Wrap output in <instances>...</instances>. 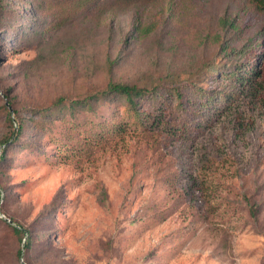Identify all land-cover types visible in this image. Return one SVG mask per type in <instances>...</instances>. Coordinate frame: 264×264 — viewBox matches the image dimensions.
I'll list each match as a JSON object with an SVG mask.
<instances>
[{
	"label": "rangeland",
	"instance_id": "obj_1",
	"mask_svg": "<svg viewBox=\"0 0 264 264\" xmlns=\"http://www.w3.org/2000/svg\"><path fill=\"white\" fill-rule=\"evenodd\" d=\"M78 2L81 8L42 35V42H50L67 30L80 41L77 76L110 63L113 78L130 80L174 67L194 72L217 55L212 39L226 19L245 26L242 43L264 32V9L251 0H69ZM84 13L90 25L81 22ZM51 19L46 21L56 22ZM153 22V33H138L137 24ZM157 28L170 33L165 42L172 45L171 68L163 51L154 54ZM259 42L263 46L264 36ZM5 47L0 40V105L5 89L18 106L47 105L70 90L57 52ZM219 57L212 59L216 66L226 62ZM254 65L252 59L243 67ZM263 66L264 58L255 68L264 81ZM220 71L224 75L209 72L200 81L209 93L228 90L229 69ZM199 95L182 101L186 111L174 110L171 95L146 100L140 124L123 106L113 117L119 101L95 111H56L36 145L3 169L11 192L5 203L0 199V216L29 223L54 196L59 199L52 246L35 257L47 264H264V95L254 104L232 94ZM3 117L0 112V129ZM245 192L260 201L257 219L248 215ZM16 245L0 225V264L16 263ZM19 262L25 264L22 256Z\"/></svg>",
	"mask_w": 264,
	"mask_h": 264
},
{
	"label": "trees",
	"instance_id": "obj_2",
	"mask_svg": "<svg viewBox=\"0 0 264 264\" xmlns=\"http://www.w3.org/2000/svg\"><path fill=\"white\" fill-rule=\"evenodd\" d=\"M251 1L254 3V7L264 9V0ZM72 6L69 0H0V40H6L8 44L5 51L9 48L16 51L19 44H27L33 45L39 50L48 48L52 54L57 52L56 55L60 54L62 59L59 60L65 67L63 69L56 68L61 70L70 83L68 92L53 97L47 105H30L24 101L25 105L18 106L15 96L10 95L11 91L9 92V89L2 90L3 100H5L0 105V112L4 116L0 129L2 131L0 132V199L2 204L8 200L11 192L1 179L3 169L14 164L22 149L36 145V140H40L46 130L43 129L45 122L52 121V114L62 108L70 112L80 109L95 111L97 107L119 101L120 108L113 110V117H117L121 106H123V110L133 117V123L140 124L144 101H156L157 98L164 95L173 96L174 110L181 111L187 110L186 107H183L182 101L190 102L193 93H198L199 96L206 95L208 99H219L228 94H232V98L243 96L252 104L256 102V96L264 95V81L259 78L260 73H257L255 68L256 62L264 58V43L262 46L259 42V39L264 36V32L259 35L255 33L254 37L247 38L246 42L242 43V32L245 26L239 28V25L229 18L226 19L227 24L219 26L220 32L215 31L216 37L212 39L213 45H216L218 56L211 58L207 55V59L211 58L212 62L206 63V59L202 60L201 64L194 66L198 68L194 72L186 67H183L186 70L179 67L171 68L172 45L165 42L170 33L169 31L158 33L157 28L158 51L154 54L159 56L163 51L164 63L174 71H168V69L158 73L149 71V74L143 79L135 77L130 80L128 77L121 78L119 76L113 78L114 66L110 63L101 64L100 68L86 71L83 76H77V67H75L77 63L74 58L80 47V41L71 35L70 31L66 30L65 33L53 36L50 42H42L44 41L42 35L49 25L56 27L61 20L69 16V10L81 8L82 5L78 2ZM50 15L51 20L56 21L55 23L46 21ZM86 19L87 13H84L81 22L90 25L92 22L86 21ZM155 26L153 22L147 23L144 27L137 24L136 28H138L139 34L146 36L156 30ZM232 32H236V37L230 39L228 35ZM208 34L209 36L213 35L211 31H208ZM190 53H193L192 46L188 45V51L185 54L189 55ZM3 55L4 53L0 57ZM37 56L40 60L44 58L39 54ZM219 56L225 58L226 62L216 66L217 61L212 59L219 60ZM252 59L255 61L254 67L245 70L243 65L251 62ZM157 60L158 58L155 63ZM153 61L150 62L152 67ZM39 64L40 61L37 62V65ZM160 67L166 68L161 64ZM221 67L229 69L227 75L230 76L231 84L226 91L213 90L212 93H209L200 81L206 73L221 72ZM56 68L55 70L58 71ZM142 73L145 74V71ZM219 75L222 76L224 73L221 72ZM77 78L80 79L77 80ZM246 81H249L248 85H245ZM238 82L244 87L241 88ZM182 83H185V86ZM195 112L196 115H199L198 110ZM185 124L187 123L185 122ZM97 127L98 125L94 130ZM243 198L248 215L257 219L260 201L253 194L246 192L243 194ZM58 205L59 199L54 196L29 223L22 222L13 216L7 218L0 216V225L17 242L14 247L15 251H13L15 264H21L19 262L21 256L25 264H47V260L38 262L35 257L46 252L47 247L52 246V241L49 238L50 226L54 220L52 213L56 211ZM262 233L264 234L263 230Z\"/></svg>",
	"mask_w": 264,
	"mask_h": 264
},
{
	"label": "water",
	"instance_id": "obj_3",
	"mask_svg": "<svg viewBox=\"0 0 264 264\" xmlns=\"http://www.w3.org/2000/svg\"><path fill=\"white\" fill-rule=\"evenodd\" d=\"M9 221V220H8Z\"/></svg>",
	"mask_w": 264,
	"mask_h": 264
}]
</instances>
